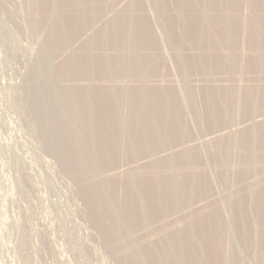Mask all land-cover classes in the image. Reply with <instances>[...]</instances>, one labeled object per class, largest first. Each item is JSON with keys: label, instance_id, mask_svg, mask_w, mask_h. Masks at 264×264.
I'll return each mask as SVG.
<instances>
[{"label": "rangeland", "instance_id": "obj_1", "mask_svg": "<svg viewBox=\"0 0 264 264\" xmlns=\"http://www.w3.org/2000/svg\"><path fill=\"white\" fill-rule=\"evenodd\" d=\"M64 1L0 0V264H263L264 0Z\"/></svg>", "mask_w": 264, "mask_h": 264}, {"label": "bare ground", "instance_id": "obj_2", "mask_svg": "<svg viewBox=\"0 0 264 264\" xmlns=\"http://www.w3.org/2000/svg\"><path fill=\"white\" fill-rule=\"evenodd\" d=\"M32 1H33V0H32ZM48 1H49V0H48ZM56 1H57V0H56ZM66 1H67V0H66ZM66 1H64V2H66ZM69 1H70V0H69ZM70 2H71V1H70ZM82 2H83V1H82ZM106 2H107V1H106ZM50 3H51V2H50ZM85 3H86V2H85ZM60 4H61V3H60ZM63 4H64V3H63ZM68 4H69V3H68ZM72 4H73V3H72ZM33 6H34V5H33ZM44 6H45V5H44ZM86 6H87V5H86ZM92 6H93V5H92ZM37 7H38V6H37ZM45 7H46V6H45ZM49 7H50V6H49ZM46 8H47V7H46ZM101 8H102V7H101ZM67 9H68V8H67ZM83 9H84V8H83ZM99 9H100V8H99ZM64 13H65V12H64ZM129 13H130V12H129ZM131 14H132V13H131ZM83 15H84V14H83ZM56 16H57V15H56ZM70 16H71V15H70ZM44 17H45V16H44ZM58 18H59V17H58ZM190 18H191V17H190ZM39 19H40V18H39ZM80 19H81V18H80ZM116 19H117V18H116ZM60 21H61V20H60ZM63 21H64V20H63ZM68 21H69V20H68ZM83 21H84V20H83ZM120 22H121V21H120ZM42 23H43V22H42ZM111 23H112V22H111ZM131 23H132V22H131ZM136 26H137V25H136ZM145 26H146V25H145ZM67 27H68V25H67ZM42 28H43V27H42ZM43 29H44V28H43ZM77 29H78V28H77ZM111 29H112V28H111ZM73 30H74V29H73ZM67 31H68V30H67ZM129 32H130V31H129ZM194 32H195V31H194ZM223 32H224V31H223ZM121 33H122V32H121ZM188 33H189V32H188ZM49 34H50V33H49ZM221 34H222V33H221ZM119 35H121V34H119ZM128 35H129V34H128ZM71 36H72V35H71ZM105 36H106V35H105ZM130 36H131V35H130ZM106 38H107V37H106ZM139 38H140V37H139ZM141 38H142V37H141ZM59 39H60V38H59ZM97 39H98V38H97ZM98 42H99V41H98ZM100 42H101V41H100ZM102 42H103V41H102ZM123 42H124V41H123ZM104 43H105V42H104ZM207 44H208V43H207ZM53 45H54V44H53ZM56 45H57V44H56ZM54 46H55V45H54ZM97 46H98V45H97ZM101 47H102V46H101ZM121 47H122V46H121ZM116 48H117V47H116ZM251 50H252V49H251ZM201 52H202V51H201ZM122 53H123V52H122ZM209 56H210V55H209ZM44 57H45V56H44ZM95 58H96V57H95ZM77 60H78V59H77ZM116 60H117V59H116ZM94 62H95V61H94ZM186 63H187V62H186ZM244 63H245V62H244ZM144 64H145V63H144ZM52 67H53V66H52ZM65 67H66V66H65ZM81 67H82V66H81ZM103 67H104V66H103ZM40 69H41V68H39L38 71L41 72ZM103 69H105V68H103ZM38 71H37V72H38ZM38 74H39V73H38ZM88 75H89V74H88ZM131 75H132V74H131ZM36 76H37V75H36ZM40 76H41V75H40ZM60 77H61V76H60ZM99 78H100V77H99ZM37 88H38V87H37ZM57 89H58V88H57ZM52 90H53V89H52ZM52 90H51V91H52ZM51 91H49L48 89H47V91H45L44 89H42V88L40 87L39 89H37V92L35 93V94H36V96H35V97H36V99H35L36 105H35L33 108H35V110H38V111L40 110V112H39L40 115H39V116L42 115V114H41V111H43L42 113H44V109H43V110L39 109L38 105H39V103H40L41 101H43V98H44V97H48V98H49V96H51ZM148 93H149V92H148ZM52 94H53V92H52ZM96 95H97V94H96ZM86 96H87V95H86ZM57 97H58V96H57ZM214 97H215V96H214ZM226 97H227V96H226ZM48 98H47V99H48ZM156 98H157V97H156ZM158 98H159V97H158ZM64 99H65V98H64ZM154 99H155V98H154ZM159 99H160V98H159ZM67 100H68V99H67ZM243 100H244V99H243ZM45 101H46V100H45ZM96 102H97V101H96ZM121 102H122V101H121ZM126 103H127V102H126ZM134 103H135V102H134ZM157 103H158V102H157ZM169 103H170V102H169ZM234 104H235V103H234ZM41 105H42V104H41ZM53 105H54V103H51V104L49 103V105H47L46 110H47V109H50L51 107L53 108ZM71 105H72V104H71ZM101 105H103V102H102ZM148 105H150V104H148ZM158 105H159V103H158ZM158 105H157V106H158ZM54 106H55V105H54ZM61 106H62V105H61ZM65 106H66V105H65ZM136 106H137V105H136ZM152 106H153V105H152ZM171 106H172V105H171ZM43 107H44V106H43ZM62 107H63V106H62ZM114 107H115V106H114ZM149 107H150V106H149ZM155 107H156V106H155ZM158 107H159V106H158ZM54 108H55V107H54ZM101 108H102V107H101ZM104 108H105V107H104ZM160 108H162V104H161V107H160ZM164 108H165V107H164ZM155 109H156V108H155ZM135 110H136V109H135ZM137 110H138V109H137ZM152 110H153V109H152ZM156 110H157V109H156ZM165 110H166V109H165ZM38 111H37V112H38ZM95 111H96V110H95ZM112 111H113V110H112ZM90 112H91V111H90ZM80 113H81V112H80ZM117 113H118V112H117ZM148 113H149V112H148ZM154 113H155V112H154ZM166 113H167V112H166ZM170 113H171V112H170ZM172 113H173V112H172ZM99 114H101V113H99ZM99 114H98V115H99ZM103 114H104V113H103ZM106 114H107V113H106ZM149 114H150V113H149ZM43 115H44V114H43ZM43 115H42V116H43ZM101 115H102V114H101ZM150 115H151V114H150ZM161 115H162V114H161ZM32 116H33V115H32ZM42 116H41V117H42ZM153 116H154V115H153ZM156 116H157V115H156ZM178 116H179V115H178ZM110 117H111V116H110ZM166 117H167V116H165V118H166ZM172 117H173V116H172ZM92 118H93V117H92ZM97 118H98V117H97ZM102 118H103V117H102ZM114 118H115V117H114ZM168 118H169V117H168ZM62 119H63V118H62ZM107 119H108V118H107ZM163 119H164V118H163ZM41 120H42V119H41ZM50 120H51V119H50ZM101 120H102V119H101ZM135 120H136V119H135ZM165 120H166V122H167L168 119H165ZM169 120H170V119H169ZM43 121H45V120H43ZM76 121H77V120H76ZM107 121H109V120H107ZM162 121L164 122V120H162ZM45 122H46V123L44 124V125H45V126H44L45 128L48 127V126H51V127H54V126H55V123H54V126H53V122L51 123V125L49 124V122H47V121H45ZM104 122H105V121H104ZM115 122H116V121H115ZM160 122H161V121H160ZM47 123H48V125L46 126ZM73 123H74V122H73ZM42 124H43V123H42ZM56 124H57V123H56ZM64 124H65V123H64ZM103 124H104V123H103ZM108 124H109V123H108ZM108 124L106 125V127L108 126ZM164 124H165V123H164ZM168 124H170V123H168ZM113 125H114V124H113ZM113 125H112V126H113ZM131 125H132V123H131ZM140 125H141V124H140ZM114 126H115V125H114ZM141 126H142V125H141ZM158 126H160V125H158ZM170 126H171V125H170ZM177 126H178V125H177ZM40 127H41V126H40ZM117 127H118V126H117ZM45 128H44V130H43L44 133H45V131H46V129H47V128H46V129H45ZM49 128H50V127H49ZM54 128H55V127H54ZM169 128H170V127H169ZM61 129H62V128H61ZM88 129H89V128H88ZM98 129H99V128H98ZM113 129H114V128H113ZM150 129H151V128H150ZM104 130H106V129H104ZM104 130H103V131H104ZM110 130H112L111 127H110ZM151 130H152V129H151ZM153 130H154V129H153ZM163 130H164V129H163ZM91 131H92V130H91ZM144 131H146V130H144ZM155 131H156V130H155ZM176 131H177V130H176ZM65 132H66V131H65ZM113 132H114V131H113ZM138 132H139V131H138ZM141 132H143V131H141ZM147 132H148V131H147ZM147 132H146V133H147ZM61 133H62V132H61ZM70 133H71V132H70ZM109 133H112V131L109 132ZM135 133H136V132H135ZM143 133H144V132H143ZM157 133H158V132H157ZM63 134H64V133H63ZM133 134H134V133H133ZM136 134H137V133H136ZM144 134H145V133H144ZM65 135H66V134H65ZM100 135H101V134H100ZM102 135H103V134H102ZM102 135H101V136H102ZM115 135H116V134H115ZM117 135H119V134H117ZM91 136H92V135H91ZM134 136H135V135H134ZM136 136H137V135H136ZM141 136H142V135H141ZM160 136H161V135H160ZM139 137H140V136H139ZM162 137H163V135H162ZM78 138H79V137H78ZM78 138H77V139H78ZM95 138H96V137H95ZM101 138H102V137H101ZM104 138H105V137H104ZM134 138H135V137H134ZM137 138H138V137H137ZM141 138L144 139V137H141ZM99 139H100V138H99ZM142 139H141V140H142ZM148 139H149V138H148ZM65 140H66V139H65ZM102 140H103V139H102ZM141 140H140V141H141ZM156 140H157V139H156ZM111 141H112V140H111ZM138 143H140V142H138ZM102 144H103V143H102ZM111 144H112V143H111ZM111 144H110V145H111ZM141 144H142V142L140 143V145H141ZM243 144H244V143H243ZM55 145H56V144H55ZM110 145H109V147H110ZM144 145H145V144H144ZM152 145H153V144H152ZM97 146H98V144H97ZM104 146H105V145H104ZM104 146H103V147H104ZM99 147H100V145H99ZM99 147H98V148H99ZM109 147H108V148H109ZM148 147H149V146H148ZM68 148H69V146H68ZM70 148H71V147H70ZM77 148H78V147H77ZM98 148H97V149H98ZM105 148H106V146H105ZM135 148H136V147H135ZM150 148H151V147H150ZM113 149H114V148H113ZM88 150H89V149H88ZM100 150H103V149L100 148ZM100 150H99V152H100ZM91 151H92V150H91ZM110 151H111V150H110ZM112 151H113V150H112ZM95 152H96V150H95ZM103 152H104V151H103ZM105 152H106V150H105ZM108 152H109V151H108ZM87 153H88V152H87ZM109 153H110V152H109ZM103 154H104V153H103ZM103 154H101V155H103ZM114 154H115V153H114ZM99 155H100V154H99ZM130 155H131V154H130ZM80 156H81V155H80ZM103 156H104V155H103ZM76 157H77V156H76ZM130 157H131V156H130ZM101 158H102V157H101ZM96 160H97V159H96ZM79 162H80V161H79ZM104 168H105V167H104ZM156 170H157V169H156ZM74 174H75V173H74ZM153 178H154V177H153ZM166 178H167V177H166ZM198 179H199V178H198ZM198 179H197V180H198ZM245 179H246V178H245ZM126 180H127V179H126ZM155 180H156V179H155ZM157 180H158V179H157ZM159 180H160V179H159ZM179 180H180V179H179ZM175 181H176V180H175ZM194 181H195V180H194ZM167 182H168V181H167ZM171 182H172V181H171ZM200 182H202V181L198 180V183H199V184H200ZM135 183H136V182H135ZM139 183H140V182H139ZM165 183H166V181H165ZM141 184H143V183H141ZM144 184H145V183H144ZM144 184H143V185H144ZM151 184H152V183H151ZM170 184H171V183H170ZM195 184H197V183L195 182ZM152 185H153V184H152ZM162 185H163V184H162ZM100 186H101V185H100ZM136 186H137V184H136ZM178 186H179V185H178ZM196 186H197V185H196ZM203 186H204L205 189H206L207 185H206L204 182H203L202 186H199L198 189H200V188L203 187ZM166 187H168V186H166ZM188 187H189V186H188ZM194 188H196V187L194 186ZM108 189H109V188H108ZM185 189H186V188H185ZM198 189H197V190H198ZM205 189H203V190H205ZM135 190H136V189H135ZM104 191H105V189H104ZM151 191H152V190H151ZM171 191H172V190H171ZM174 191H175V190H174ZM182 191H183V190H182ZM194 191H195V190H194ZM178 192H180V191H178ZM203 192H204V191H203ZM205 192H206V191H205ZM253 192H254V191H253ZM146 193H147V192H146ZM184 193H185V192H184ZM254 193H255V192H254ZM141 194H142V193H141ZM152 194H153V193H152ZM244 194H245V193H244ZM256 194H257V193H256ZM149 195H151V194L149 193ZM149 195H148V196H149ZM166 195L168 196L167 193H166ZM176 195H177V193H176ZM183 195H184V194H183ZM183 195H182V196H183ZM199 195L201 196V194H199ZM236 195H237V194H236ZM257 195H258V197H257V199H256V197H255V200H257L258 203H259V202H262V204H263V202H264V193H262V194H257ZM85 196H86V195H85ZM143 196H144V194H143ZM148 196H147V197H148ZM248 196H249V195H248ZM93 197H94V196H93ZM186 197H187V195H186ZM186 197H185V198H186ZM250 197H251V196H250ZM250 197H249V198H250ZM183 198H184V197H183ZM252 199H253V198H252ZM252 199H251V200H252ZM177 200H178V199H177ZM245 201H248V200H245ZM252 201H253V200H252ZM253 202H255V201H253ZM150 203H151V202H150ZM216 203H217V202H216ZM245 203H247V202H245ZM139 204H140V203H139ZM241 204H242V203H241ZM241 204H240V205H241ZM250 204H251V203H250ZM242 205H243V204H242ZM246 205H247V204H246ZM178 206H179V205H178ZM244 206H245V205H244ZM125 207H126V206H125ZM127 207H128V206H127ZM129 207H130V206H129ZM129 207H128V209H129ZM231 207H232V206H231ZM238 207H239V206H238ZM248 207L250 208V206H248ZM248 207H247V208H248ZM233 208H234V206H233ZM125 209H127V208H125ZM132 209H133V207H132ZM132 209H130V210H132ZM135 209H136V208H135ZM239 209H240V208H239ZM239 209H238V210H239ZM242 209H244V207H243ZM261 209H262V208H261ZM130 210H128V211H130ZM212 210H213V209H212ZM124 211H126V210H124ZM124 211H123V212H124ZM160 211H161V210H160ZM213 211H214V210H213ZM233 211H234V210H233ZM130 212H131V211H130ZM130 212H127L126 215H128V213H130ZM132 212H133V211H132ZM137 212H138V211H137ZM157 212H158V211H157ZM208 212H209V211H208ZM210 212H211V211H210ZM215 212H216V211H215ZM247 212L249 213V211H247ZM124 213H125V212H124ZM212 213H213V212H212ZM233 213H234V212H233ZM238 213H239V212H238ZM250 213H251V212H250ZM255 213H256V212H255ZM259 213H260V212H259ZM122 214H123V213H122ZM133 214H134V213H133ZM142 214H144V213H142ZM244 214H245V213H243V215H244ZM123 215H124V214H123ZM152 215H153V214H152ZM216 215H217V214H216ZM254 215H255V214H254ZM262 215H263V214H262ZM251 216H252V215H251ZM108 217H109V216H108ZM108 217H107L106 220H109ZM131 217H132V216H131ZM195 217H196V216H195ZM203 217H204V216H203ZM206 217H207V216H206ZM206 217H205V219H206ZM124 218H125V217H124ZM207 218H208V217H207ZM213 218H215V214H214V213H213V215H211V218H208V220H205V219H204V223L202 222L201 219L198 220L199 222H197V223L195 222V223L197 224V225L195 224V226H197L196 232H192V231H191L192 234H191V233L189 234V235H191V236L193 235L195 238H197V241H196V242H195V241H192V242H195L196 245H202V248H200L201 250H199L200 252H201V251L204 252V253H205L206 251L208 252V250H209L210 247H212V248L214 247L215 242H216V240L218 239V238H217V235H218V231H219L218 228H220V227H219V224L217 225V227H215V225H216V224H215V225L213 226V227H215V228H210V229H215V230H212V231L208 232V234L206 233L207 236H206L205 233H204L205 231L202 230V229H204V227L207 228V226H208V227L211 226L210 223H209L208 225H205V224H206V222L209 221V220H211V222H212V219H213ZM250 218H251V217H250ZM250 218H249V216H247V215H244V217H243L242 214H241V216L239 217V219H237V221H238V222H237V226L243 228V230L239 231V234H238L241 238H244V237L249 236V234H248L247 232L250 231V230L248 229V231H247V226H248V227L250 226V228H251V225H249L250 222H249V220H248V219H250ZM259 218H260V216H259ZM102 219H103V218H102ZM118 219H119V218H118ZM153 219H154V218H153ZM260 219H261V218H260ZM260 219H258V220H260ZM213 220H215V219H213ZM250 220H252V219H250ZM255 220H257V219H255ZM258 220H257V221H258ZM261 220H262V219H261ZM102 221H103V220H102ZM102 221H101V222H102ZM144 221H145V220H144ZM123 222H124V221H123ZM140 222H141V221H140ZM235 222H236V221H235ZM254 222H255V221H254ZM258 222H259V221H258ZM260 222H262V221H260ZM133 223H134V222H133ZM262 223H263V222H262ZM105 224H106V223H105ZM250 224H251V223H250ZM252 224H253V223H252ZM256 224L259 225L258 223H256ZM212 225H213V223H212ZM261 225H262V224H260V226H261ZM136 226H137V225H136ZM139 226H140V225H139ZM262 226H263V225H262ZM262 226H261V227H262ZM119 227H120V226H119ZM253 227H254V226H253ZM253 227H252V229H253ZM255 227H256V226H255ZM263 227H264V226H263ZM263 227H262V228H263ZM242 228H240V229H242ZM112 229H113V228H112ZM112 229H111V230H112ZM208 229H209V228H208ZM208 229H207V230H208ZM238 229H239V228H238ZM205 230H206V229H205ZM112 231H113V230H112ZM115 231H116V230H115ZM193 231H194V230H193ZM208 231H209V230H208ZM254 231H255V230H254ZM263 231H264V230H263ZM122 232H123V231H122ZM122 232H121V233H122ZM197 232H198L200 235H199ZM260 232H261V231H260ZM129 233H130V232H129ZM251 233H252V231H251ZM251 233H250V234H251ZM255 233H256V232H255ZM258 234H259V232H258ZM258 234H256V235H258ZM261 234H262V233H261ZM198 235H199V236H198ZM209 235H210V239H209V240H204V239L202 238V237L205 236V237H207L206 239H208V236H209ZM108 236H109V235H108ZM187 236H188V234H186V239L189 240ZM201 236H202V237H201ZM214 236H215V237H214ZM250 236H251V235H250ZM259 236H260V235H259ZM256 238H257V237H256ZM262 238H264V237H262ZM117 239H118V238H117ZM184 239H185V238H184ZM193 239H194V238H193ZM244 239H245V238H244ZM246 239H247V238H246ZM252 239H254V238H252ZM113 240H115V239H113ZM191 240H192V239H191ZM218 240H219V239H218ZM259 240H261V239H259ZM243 241H244V240H243ZM245 241H246V240H245ZM245 241H244V242H245ZM247 241H248V240H247ZM252 241H253V240H252ZM255 241H257V240H255ZM261 241H263V240H261ZM185 242H186V240H185ZM185 242H184V243H185ZM187 242H190V243H191V241H187ZM187 242H186V244H187ZM248 242H249V241H248ZM248 242H246V244H247ZM253 242H254V241H253ZM259 243H261V242H259ZM191 244H192V243H191ZM191 244H190V247L192 246ZM193 244H194V243H193ZM246 244H245V245H246ZM253 244H256V243H253ZM261 244H263V242H262ZM261 244H260L259 246H261ZM174 245H176V243H175ZM196 245H195V246H196ZM181 246H182V245H181ZM208 246H210V247H208ZM215 246H216V245H215ZM256 246H257V245H256ZM262 246H263V245H262ZM199 247H201V246H199ZM199 247H198V248H199ZM254 247H255V245H254ZM173 248H174V247H173ZM195 248H196V247H195ZM257 248H258V247H257ZM259 248H260V247H259ZM259 248H258V249H259ZM188 249H189V248H188ZM261 249H262V248H261ZM185 250H186V249H185ZM189 250H191V248H190ZM192 250H193V248H192ZM192 250H191V252L194 251L193 253H196V250H195V249H194L193 251H192ZM183 251H184V250H183ZM209 251H210V250H209ZM247 251H248V250H247ZM257 251H258V250H257ZM138 252H139V251H138ZM185 252H186V251H185ZM187 252H188V251H187ZM197 252H198V251H197ZM200 252H198V253H200ZM253 252H254V251H253ZM260 252H262V251H260ZM145 253H146V252H145ZM235 253H236V252H235ZM258 253H259V252H258ZM262 253H263V252H262ZM147 254H148V253H147ZM184 254H186V253H184ZM189 254H190V252H189ZM189 254L187 253V255H189ZM196 254H197V253H196ZM125 255H126V254H125ZM162 255H163V254H162ZM191 255H193V254L191 253ZM197 255L200 256V254H197ZM197 255H196V256H197ZM202 255H203V254H202ZM202 255H201V256H202ZM208 255H209V254H207V256H208ZM135 256H136V255H135ZM149 256H150V255H149ZM183 256H184V255H183ZM196 256H195V254H194V257H193V256H192V257H193V259L195 258L196 261H197ZM201 256H200V257H201ZM203 256L205 257V254H204ZM203 256H202V257H203ZM207 256H206V257H207ZM262 256H263V255L260 254V257H262ZM185 257H186V255H185ZM200 257H198V259H199ZM202 257H201V258H202ZM204 257H203V258H204ZM208 257H209V256H208ZM210 257H211V256H210ZM258 257H259V256H258ZM126 258H127V257H126ZM130 258H133V257L130 255ZM183 258H184V257H183ZM215 258H216V257H215ZM137 259H138V258H137ZM185 259H186V258H185ZM206 259H207V258H206ZM230 259H231V258H230ZM236 259H237V258H236ZM260 259H262V258H260ZM158 260H159V259H158ZM199 260H200V259H199ZM199 260H198V261H199ZM201 260H202V259H201ZM201 260H200V261H201ZM129 261H130V263L135 264V262H134L135 259H134V261H133V259H130ZM186 261H187V264H193V263H194V262H192L193 260L191 261V259H190V255H189V259L186 260ZM200 261H199V262H200ZM205 261H208V260H205ZM205 261L202 260V262H205ZM146 262H147V261H146ZM180 262H181V261H180ZM199 262H198V263H199ZM229 262H230V261H229ZM136 263H137V262H136ZM205 263H206V262H205ZM157 264H158V263H157ZM163 264H164V263H163ZM195 264H197V263H195ZM199 264H200V263H199ZM207 264H208V263H207ZM263 264H264V263H263Z\"/></svg>", "mask_w": 264, "mask_h": 264}]
</instances>
